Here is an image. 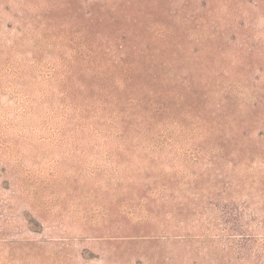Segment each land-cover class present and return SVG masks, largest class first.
<instances>
[{
  "label": "rangeland",
  "instance_id": "1",
  "mask_svg": "<svg viewBox=\"0 0 264 264\" xmlns=\"http://www.w3.org/2000/svg\"><path fill=\"white\" fill-rule=\"evenodd\" d=\"M0 264H264V0H0Z\"/></svg>",
  "mask_w": 264,
  "mask_h": 264
},
{
  "label": "trees",
  "instance_id": "2",
  "mask_svg": "<svg viewBox=\"0 0 264 264\" xmlns=\"http://www.w3.org/2000/svg\"><path fill=\"white\" fill-rule=\"evenodd\" d=\"M179 72L182 73V69L174 70V67L170 65H161L157 68L151 66L108 68L104 72L102 84H96V86L101 88L107 102L117 100L121 106L126 101L130 104L138 102L136 107L139 109V114L152 112L150 103L158 104L154 108L155 112L178 118L179 116H175L181 109L179 103L183 105L187 103V87L170 82L173 80L171 76L178 77ZM119 83L125 87V95L120 92ZM194 109L196 110L197 107Z\"/></svg>",
  "mask_w": 264,
  "mask_h": 264
}]
</instances>
